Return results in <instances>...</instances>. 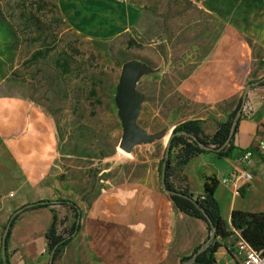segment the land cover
Listing matches in <instances>:
<instances>
[{
  "label": "rangeland",
  "instance_id": "rangeland-1",
  "mask_svg": "<svg viewBox=\"0 0 264 264\" xmlns=\"http://www.w3.org/2000/svg\"><path fill=\"white\" fill-rule=\"evenodd\" d=\"M0 14V235L22 205L64 198L81 211L80 230L53 264H179L204 231L160 186L167 142L189 120L214 134L264 77V14L235 33L197 2L147 0L138 24L110 40L76 34L56 0H0ZM177 152L169 182L186 188ZM200 158L227 169L212 153ZM260 194L242 201L246 211H262ZM53 213L63 226L74 220L67 208ZM32 214L18 226H35Z\"/></svg>",
  "mask_w": 264,
  "mask_h": 264
},
{
  "label": "crops",
  "instance_id": "crops-1",
  "mask_svg": "<svg viewBox=\"0 0 264 264\" xmlns=\"http://www.w3.org/2000/svg\"><path fill=\"white\" fill-rule=\"evenodd\" d=\"M191 1L197 2L205 10L212 11L217 16L225 18L228 28L232 29L235 33H248L252 30L254 20L264 14V0ZM56 3L60 16L76 34L88 39L110 40L129 32L138 24L143 15L147 0H56ZM260 43L264 51V29L261 31ZM262 61L264 62V58ZM246 105L249 112L246 117H241L237 124L233 138V155L231 158H221L226 160L227 169L225 171L215 169L207 163L200 162V155L192 159L197 161L195 165L199 169L200 174L197 172L194 178L191 176L190 170L192 166L190 162L192 160L186 165L184 170L186 188L194 198L202 195L205 178L213 177L218 181L219 185L215 192V199L222 218L229 229H231L230 213L234 210L249 212L246 211L242 201L252 198L259 191L264 192V154L257 149L258 144L264 142V87L252 89L247 95ZM247 149H252L251 162L247 167V170L252 175V180L249 184L239 187L240 194H234L231 186L222 185L220 182L228 176L230 171L235 167L238 157ZM260 197L263 203L261 210L264 211V196L260 194ZM28 212H33L32 216L28 217L41 219L36 221L37 224L35 226L32 221L27 219L22 220L20 222L22 225L18 226V222L22 219V216L13 224L8 243L10 264H48L45 233L51 223L52 215H50L49 209ZM194 220L204 231V236L194 247L196 248L200 243L204 242L203 240L206 239L208 231L205 223L200 220ZM233 234L237 235L236 232ZM232 236L220 242L221 246L214 254L216 264H221L222 261L224 264H229V259H231L230 262L233 261L234 264H238L235 258L234 246L230 244ZM148 255L151 262V259L156 261V256L152 254ZM182 257L179 258L178 263ZM107 263L118 264L114 261H107Z\"/></svg>",
  "mask_w": 264,
  "mask_h": 264
},
{
  "label": "trees",
  "instance_id": "trees-1",
  "mask_svg": "<svg viewBox=\"0 0 264 264\" xmlns=\"http://www.w3.org/2000/svg\"><path fill=\"white\" fill-rule=\"evenodd\" d=\"M248 84H252L251 90L257 87H264V81H260V79ZM246 100L243 101L242 98H239L229 118L225 122L219 124L218 128L211 136L204 133L202 122L199 120L182 122L175 126L171 131L166 146L168 147V156L165 158L166 153H164L163 158V162L165 161V189L175 193L169 195V198L174 207L180 213L189 218L200 220L205 223L208 231L205 241L210 240L205 250L198 253V250L201 248L202 244H204V241L201 245L197 246L190 255L182 257L179 261L180 264H216L214 254L221 246L220 242L232 236L234 232H237L240 238L252 249L264 253V211L254 213L239 210L232 211L230 213L231 229H229L221 216L218 203L215 199V192L219 185L215 178L208 177L204 179L203 193L196 198L188 192L187 188H175L169 182V171L171 169L169 154L173 149L178 150L176 159L177 163L181 166H185L192 159L207 153H214L219 158L232 157L234 151L233 138L237 129V124L241 117H246V115H244ZM238 113L239 118L236 123H234V119ZM232 126V136L229 138ZM228 139L229 142L227 143ZM201 145L204 148H201ZM208 147L212 150H218L222 147L223 149L219 152L205 150V148ZM246 151H252V149H247ZM27 205L30 206L27 207ZM56 207H64L73 212L74 220L71 225L63 226V222L57 221V217L53 213V210ZM19 208H24L23 213L39 209H49L52 213L51 223L45 233V240L48 255L51 252L54 253L53 261L76 237L80 230L81 211L77 204L72 200L62 198L56 200H38L36 202L27 203ZM18 216L19 215L12 220L11 228L6 239L5 259L2 260L0 258V264H10L8 243L12 226ZM8 220L9 218L7 221ZM211 233L212 238H210Z\"/></svg>",
  "mask_w": 264,
  "mask_h": 264
},
{
  "label": "built area",
  "instance_id": "built-area-1",
  "mask_svg": "<svg viewBox=\"0 0 264 264\" xmlns=\"http://www.w3.org/2000/svg\"><path fill=\"white\" fill-rule=\"evenodd\" d=\"M249 112V111H248ZM245 115V114H244ZM248 113L246 114V116ZM259 152L264 154V142H260L257 146ZM251 151H245L242 153L235 164V167L230 171L226 178L221 180L222 185H229L232 187L234 194H239V187L245 184H249L252 180L251 173L247 170L249 163L251 162ZM235 239L234 251L235 258L238 264H264V253L257 252L252 249L246 242H244L239 234Z\"/></svg>",
  "mask_w": 264,
  "mask_h": 264
},
{
  "label": "water",
  "instance_id": "water-1",
  "mask_svg": "<svg viewBox=\"0 0 264 264\" xmlns=\"http://www.w3.org/2000/svg\"><path fill=\"white\" fill-rule=\"evenodd\" d=\"M260 81H264V77L260 78ZM251 86L252 84H247L244 91H243V94L241 96L242 100H246L247 98V95H248V92L251 90ZM126 97H129L128 95H126L124 97V101L126 99ZM134 98V97H133ZM132 99V98H131ZM127 102V101H125ZM130 110V105L128 107V110L126 112V114L128 113V111ZM239 118V113L236 115L235 119H234V123H236L237 119ZM125 119H126V116H125ZM127 121L129 123V129L132 131V127H133V123L132 121L129 120V117L127 118ZM232 130H233V126L231 128V131H230V136L229 138L232 136ZM136 140L135 139H132V137H129V138H125L124 139V142L123 144L120 146V147H123V148H126L128 147L130 144H133ZM229 142V139L227 140V143ZM226 143V144H227ZM225 144V145H226ZM224 147V146H223ZM222 148L218 149V150H212L211 148H205V150L207 151H216V152H219L221 151ZM129 148V147H128ZM127 148V149H128ZM201 148H204L202 145H201ZM165 158H167L168 156V147H166V150H165ZM164 175H165V161L163 162V165L161 167V171H160V184H161V188L164 192H166L168 195H173L175 194L174 192L172 191H168L165 189V183H164ZM30 205H27V207H29ZM23 210L24 208H18L16 209L10 216H9V220L6 222L3 230H2V233H1V237H0V258L2 260L5 259V253H6V239L8 237V234H9V231H10V228H11V224H12V220L17 216V215H20L21 213H23ZM210 238H212V233L210 234ZM210 240H206L204 242V244H202L201 248L198 250V253L202 252L203 250H205L208 246V243H209ZM53 257H54V253L51 252L49 254V257H48V264H52L53 262ZM195 257V256H194Z\"/></svg>",
  "mask_w": 264,
  "mask_h": 264
}]
</instances>
